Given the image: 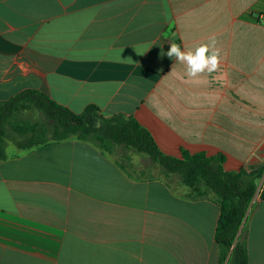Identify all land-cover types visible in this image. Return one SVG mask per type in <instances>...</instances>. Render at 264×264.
<instances>
[{
    "label": "crops",
    "instance_id": "0c3cea01",
    "mask_svg": "<svg viewBox=\"0 0 264 264\" xmlns=\"http://www.w3.org/2000/svg\"><path fill=\"white\" fill-rule=\"evenodd\" d=\"M211 36L216 72L189 77L166 55ZM28 89L76 114L132 116L165 155L263 168L248 249L264 264V0H0V101ZM7 143L0 264H220V207L187 198L178 175L129 176L76 138Z\"/></svg>",
    "mask_w": 264,
    "mask_h": 264
},
{
    "label": "trees",
    "instance_id": "16d2710c",
    "mask_svg": "<svg viewBox=\"0 0 264 264\" xmlns=\"http://www.w3.org/2000/svg\"><path fill=\"white\" fill-rule=\"evenodd\" d=\"M37 112L38 122L17 120L22 112ZM9 130L19 150L49 146L71 138L88 142L104 155L115 158L116 164L129 176L130 153L144 155L162 169L161 177H180L191 200L208 198L220 207L215 232L220 264H249L248 220L253 198L263 168L226 172L222 155L182 153V158L165 155L152 134L134 117L121 114L107 117L96 105H89L76 114L55 102L44 92L28 89L9 100L0 101V160L7 159ZM26 137L25 140L20 138ZM137 178V177H136ZM139 179H142L139 178Z\"/></svg>",
    "mask_w": 264,
    "mask_h": 264
},
{
    "label": "clouds",
    "instance_id": "9594fccd",
    "mask_svg": "<svg viewBox=\"0 0 264 264\" xmlns=\"http://www.w3.org/2000/svg\"><path fill=\"white\" fill-rule=\"evenodd\" d=\"M166 55L186 65V74L192 78L216 72L220 66L221 53L215 36L209 37L207 43L198 45L194 50H182L180 44L171 43Z\"/></svg>",
    "mask_w": 264,
    "mask_h": 264
},
{
    "label": "rangeland",
    "instance_id": "374dc122",
    "mask_svg": "<svg viewBox=\"0 0 264 264\" xmlns=\"http://www.w3.org/2000/svg\"><path fill=\"white\" fill-rule=\"evenodd\" d=\"M17 120H25L30 122H38L40 120V114L37 112H22L18 114ZM10 135V142L13 143V138H15L13 132L9 130ZM26 137L20 138V140H25ZM131 156V162L128 165L129 171L134 174L136 177H161L162 175V169L156 165L155 163H152L148 157L144 155H137L135 153H130ZM172 181V180H171Z\"/></svg>",
    "mask_w": 264,
    "mask_h": 264
}]
</instances>
